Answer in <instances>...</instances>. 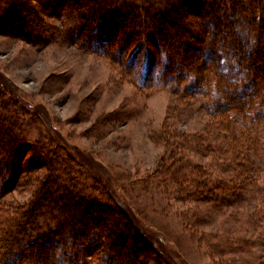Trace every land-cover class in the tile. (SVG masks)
<instances>
[{"label": "rangeland", "instance_id": "1", "mask_svg": "<svg viewBox=\"0 0 264 264\" xmlns=\"http://www.w3.org/2000/svg\"><path fill=\"white\" fill-rule=\"evenodd\" d=\"M59 1L0 0V164L9 150L21 165L13 169L17 174L14 183L10 182L13 187L9 182L4 185L9 171L0 169V257L10 241L15 243L10 254L19 246L21 237L16 240L8 231L18 228V234H30L18 222L44 197L43 187L56 184L75 188L78 193L72 196L89 194L110 207L119 203L134 221L131 231L144 240H138L139 245L147 246L139 256L141 264H264V213L251 212L254 207L249 202L221 213L215 202L191 201L183 190L188 182L177 184L170 174L162 173L172 143L169 147L165 143L164 126L177 140L187 133L209 137L216 133L221 139L211 138L222 144L225 137L215 128L214 121L220 116L211 113L214 84L210 92L204 91L208 82L187 73L188 65L207 75L213 72L202 53L190 52L186 62L176 56L175 66H184L183 71H175L162 50L145 47L137 52L129 71L125 65L131 51L119 57L113 55L114 46L107 52L97 51L93 43H86L92 35L85 38L76 32L85 10L62 14L57 9ZM151 1L157 0H110V8L124 15L126 6ZM195 1H186L181 15L191 20L194 11L206 10ZM194 21L196 26L188 25L191 35L186 33L190 38L202 33L199 22L203 20ZM182 24L175 20L168 25L182 33ZM144 72L153 80L143 83ZM221 72L224 77L232 73L228 68ZM196 80L200 87L190 85ZM242 85L239 90L244 92L238 96L249 100L254 88ZM198 89L209 96L194 93ZM238 111L235 103L231 115L237 116ZM238 119L248 125L234 121L235 126H252V116ZM261 128L264 121L251 130L252 135ZM191 156L195 164L219 162L215 155L204 158L192 151ZM256 185L264 190V178ZM61 193L70 195L65 190ZM49 197L47 203L56 199ZM81 209L85 207L75 213ZM77 215L85 218L88 214ZM35 221L32 225L39 230L51 224L47 218ZM129 251L125 248L119 257L124 263L130 261L125 255Z\"/></svg>", "mask_w": 264, "mask_h": 264}, {"label": "trees", "instance_id": "2", "mask_svg": "<svg viewBox=\"0 0 264 264\" xmlns=\"http://www.w3.org/2000/svg\"><path fill=\"white\" fill-rule=\"evenodd\" d=\"M186 1L188 0H157L142 5L135 3L125 7L128 14L124 15H119L120 11L110 8L113 5L110 0H60L57 9H61L59 12L62 14H68L69 10L75 13L84 9L80 15L84 21L78 25L76 32L80 37L92 35L91 40H94L88 38L86 43H93L97 51L107 52L114 46L115 57L131 51L125 65L129 71H132L130 67L134 66L137 52L145 47L162 50L168 65H174L175 71H183L184 66H175L176 56L180 57L176 59L186 62L190 52L202 53L205 63L207 66L209 64L208 68L214 72L213 77L210 79L213 72L207 75L195 65H188L187 73L202 76L208 82L204 91L207 89L210 92V84H214L216 96L213 94L211 97V113L220 116L214 121L215 128L219 132L223 131L225 137L222 144L214 143L211 138L218 136L221 139L222 136L216 133H210L211 137L201 133H187L181 140H177L174 138L175 133L168 132V127L164 126L162 131L166 134L165 143L168 147L172 143L166 154L162 173L170 174L177 184L188 182L183 190L191 201L215 202L216 209L221 213L230 208H239L243 202H249L254 207L251 212L260 215L264 213V190L258 188L256 183L264 178V128L254 135L251 130H257V126L264 121V0H189L207 7L204 12L194 11L195 18L192 17L191 20L180 13ZM202 8L204 6L201 10ZM128 15L132 19H128ZM200 19L203 20L199 22L202 33L197 32L190 38L186 34L192 31L188 29V25L193 23L196 26L194 20ZM175 20L184 22V32L179 33L168 25ZM28 32L26 31L27 34ZM185 50L189 52L184 53ZM167 67L166 65L165 69ZM145 68L150 70L148 63ZM223 68L231 69L232 73L224 77L221 72ZM147 72L143 73V83L153 80ZM258 76L260 80L257 79ZM197 82L192 81L190 85L198 87ZM242 84H245V88H254L249 100L240 98L244 92L239 90ZM191 87L188 86L187 89ZM209 92L202 94L199 89L194 91L204 98L209 96ZM235 103L239 111L236 112L237 116H232L230 111ZM240 115L252 116V126H246L245 129L235 126L234 121L248 125L238 119ZM192 151L204 158L215 155L219 162L195 164ZM10 152L8 150L3 154L5 157L3 156V163L0 164L3 173L9 171L4 177V185L7 182L14 183L17 174L13 172L21 166L20 162L13 160L14 155ZM8 160L15 165L8 164ZM223 172L227 174L226 177L220 176ZM12 183L8 186H12ZM64 190L70 195L62 194ZM73 192H77L75 188L64 185L44 186V197H40V201H36L28 209V213H24L21 222H18L20 228L30 229V234L26 231L18 234V228L16 231H8L10 237L15 234L16 240L21 239L13 254L10 253L14 241H10L8 247L2 250L0 264H141L139 256L146 253L147 246L139 245L138 240H142V237L131 231L134 221L124 208L113 201L112 197L109 198L115 203L110 207L90 198L89 194L72 196ZM49 196L56 199L47 203ZM41 202L45 203L40 210ZM82 205L85 209H81L83 213H78ZM91 209L95 213H89ZM57 210L60 213H56ZM75 210L78 212L75 213ZM77 214L88 215L84 218ZM111 216L115 217L109 220ZM37 218H47L51 224L47 228L41 226L42 230H39L32 225V221L38 222L35 221ZM122 219H125L123 224ZM44 245L45 249H40ZM68 246L74 251H68ZM128 247L130 251L125 255L130 257V261L124 263L119 257H122ZM57 248L59 251H56ZM39 249L41 252H38Z\"/></svg>", "mask_w": 264, "mask_h": 264}]
</instances>
